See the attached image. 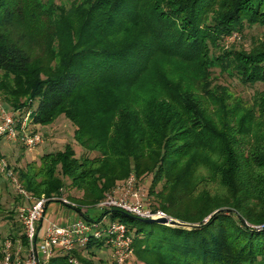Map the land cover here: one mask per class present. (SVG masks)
<instances>
[{
  "label": "trees",
  "instance_id": "1",
  "mask_svg": "<svg viewBox=\"0 0 264 264\" xmlns=\"http://www.w3.org/2000/svg\"><path fill=\"white\" fill-rule=\"evenodd\" d=\"M235 33L248 46H225ZM0 98L31 109L34 126H75L82 154L66 143L14 168L36 197L67 191L90 219L82 207L147 176L151 206L194 225L96 215L122 218L137 261L264 264V0H0ZM102 245L47 264H94Z\"/></svg>",
  "mask_w": 264,
  "mask_h": 264
},
{
  "label": "built area",
  "instance_id": "2",
  "mask_svg": "<svg viewBox=\"0 0 264 264\" xmlns=\"http://www.w3.org/2000/svg\"><path fill=\"white\" fill-rule=\"evenodd\" d=\"M31 114L32 111L29 108L17 110L6 108L0 98V175L8 181L16 195L25 201V204L18 208V221L22 225L26 240L25 245L21 243V240H18L16 245L12 240H6L0 264H47L51 257L59 253L85 249L92 240L103 242V246L109 248L107 264H128L134 256L133 237L121 221L110 220L101 224L104 217L96 221L79 216L64 225L48 221L42 233L39 234V226L49 203L59 201L71 208L80 206L71 202L65 195L36 197L27 191L2 153L1 142L20 143L28 149H33L43 142V135L34 129ZM94 207L101 210L121 209L141 219L165 217L169 221L174 220L163 210L153 208L146 201L139 181L133 174L118 182ZM69 261L80 264L72 255H69Z\"/></svg>",
  "mask_w": 264,
  "mask_h": 264
},
{
  "label": "rangeland",
  "instance_id": "3",
  "mask_svg": "<svg viewBox=\"0 0 264 264\" xmlns=\"http://www.w3.org/2000/svg\"><path fill=\"white\" fill-rule=\"evenodd\" d=\"M72 1L74 0H39V2H42L43 7L49 6L50 4L69 6L72 3ZM261 31L262 28L259 27H253L251 29L245 30V32H247V34L249 35L259 34V32ZM223 43L225 44V46H230L231 44H234L235 46H239L240 44H243L244 46H248L249 40L242 38L240 39L235 33L232 34L231 36L225 37ZM257 87L258 85L255 86V88ZM235 89L238 92V94H242L243 96L246 97L249 96L253 91V87L250 88V87L236 86ZM34 129L43 135V142L37 145L36 147H34L33 149L22 147V145L19 144H6L4 142H1L2 153L7 158V160L9 161V163L13 168H26L27 166H31V165L35 166L39 164L40 157L43 154L62 149L66 143H71L74 146L77 156H79L83 152V149L80 148V146H78L74 140L73 135H74L75 126L63 116L58 117L52 124L45 126H35ZM149 180L150 178L147 176L142 177L139 181V186L141 187L142 191L145 194L146 201H148L151 205V197L148 195ZM70 192L71 194H73V196H75L77 193L76 190L74 189L71 190ZM63 195L68 197V192L64 191ZM69 199L71 200V202H74L73 199L71 198ZM24 204L25 201L23 200V198L16 195L12 186L3 176L0 175V250L4 248V242L6 240H11L10 237L16 238V241L13 242L15 245L17 244V241L20 240L19 236L23 234V228L20 222L18 221V208ZM51 204H52L51 206L53 207L63 205L59 201L52 202ZM71 209H72L71 211L73 212L74 209L73 208ZM90 209L96 210L97 211L96 215L101 214L103 211L101 209L95 208L94 206L82 207V210L83 212L85 211V213L88 212V210ZM125 213L130 214L127 212ZM58 215H60V212ZM96 215L91 216L90 214H88V217L90 216L89 217L90 219L87 220H96V221L100 220L97 219V217H95ZM104 218L105 219L101 221V224H105L106 222L112 219L110 213L106 214ZM115 219L120 221V219L122 218L120 216H117L115 217ZM138 219L139 221L136 219L134 220V222L132 221V225L135 228H144V229L150 228L151 224L141 222L140 221L141 218ZM121 222L124 223L123 221ZM126 223H130V222L126 221ZM166 225L171 226L168 224ZM86 251H87L86 249H82L84 255H86ZM94 252L95 255L91 256L92 260L94 261V264H107L110 253L108 247L102 245L99 248H95ZM128 264H143V263L137 261L136 258L133 256Z\"/></svg>",
  "mask_w": 264,
  "mask_h": 264
},
{
  "label": "crops",
  "instance_id": "4",
  "mask_svg": "<svg viewBox=\"0 0 264 264\" xmlns=\"http://www.w3.org/2000/svg\"><path fill=\"white\" fill-rule=\"evenodd\" d=\"M51 205L52 204L49 203L46 207L44 219L42 220L41 226H39V228H40L39 234L42 233V230L48 221H53V222H56L58 224L64 225L66 223L73 221L74 219L78 218L79 216L80 217L82 216V214L79 213L74 208H73L74 210L72 212L71 211L72 209L69 206L59 205V206L53 207ZM50 207H52V208H50ZM67 209H69V210H67ZM58 211L60 212V215H58L59 214ZM82 213H84L85 215L90 214L91 216H94V215H96L97 211L90 209V210H88V212L85 213V211L83 212V210H82Z\"/></svg>",
  "mask_w": 264,
  "mask_h": 264
},
{
  "label": "water",
  "instance_id": "5",
  "mask_svg": "<svg viewBox=\"0 0 264 264\" xmlns=\"http://www.w3.org/2000/svg\"><path fill=\"white\" fill-rule=\"evenodd\" d=\"M141 222L148 223V224H161V225H171V226H180V227H186V228H191L194 225L193 224H187V223H182L178 220H168L167 218H159V219H140Z\"/></svg>",
  "mask_w": 264,
  "mask_h": 264
}]
</instances>
